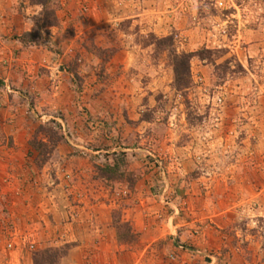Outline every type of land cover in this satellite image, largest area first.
Listing matches in <instances>:
<instances>
[{
    "label": "rangeland",
    "instance_id": "obj_1",
    "mask_svg": "<svg viewBox=\"0 0 264 264\" xmlns=\"http://www.w3.org/2000/svg\"><path fill=\"white\" fill-rule=\"evenodd\" d=\"M41 1L14 0L34 25L20 37L56 63L68 55L74 96L90 106L80 137L58 112L33 111L29 182L69 195L67 157L88 155L107 180L99 238L111 243L28 248L5 224L0 264H264V0ZM183 54L188 78L176 88Z\"/></svg>",
    "mask_w": 264,
    "mask_h": 264
},
{
    "label": "crops",
    "instance_id": "obj_2",
    "mask_svg": "<svg viewBox=\"0 0 264 264\" xmlns=\"http://www.w3.org/2000/svg\"><path fill=\"white\" fill-rule=\"evenodd\" d=\"M24 32H34L27 13L19 12L14 0H0V186H4L0 190V227L12 226L34 242L51 243L63 237L74 242L73 250L106 249L111 242L99 238V232L109 233L108 191L101 182L107 180L94 177L88 155L67 157L63 170L72 176L69 195L58 184L46 189L29 182L35 168L25 159L28 147L24 138L29 135L26 123L34 120L33 111L41 118L58 112L61 118L57 121L65 124L69 134L80 137L86 128L79 109L90 103L80 105L74 96L72 72L67 69L69 56L58 55L56 63L55 54L40 40L22 39ZM61 61L66 66H60ZM7 137L23 139L7 147Z\"/></svg>",
    "mask_w": 264,
    "mask_h": 264
},
{
    "label": "trees",
    "instance_id": "obj_3",
    "mask_svg": "<svg viewBox=\"0 0 264 264\" xmlns=\"http://www.w3.org/2000/svg\"><path fill=\"white\" fill-rule=\"evenodd\" d=\"M38 4L42 5V1L41 0H36ZM46 15V14H45ZM31 33L29 32H24L23 35H30ZM187 54H183L181 55V59H183V62H181L182 60H180L181 62V67L179 65V63H177L176 61H174L172 63V72H173V83L174 86L176 88H179L180 86H184L185 84V80L188 78V62H187ZM183 63V64H182Z\"/></svg>",
    "mask_w": 264,
    "mask_h": 264
},
{
    "label": "built area",
    "instance_id": "obj_4",
    "mask_svg": "<svg viewBox=\"0 0 264 264\" xmlns=\"http://www.w3.org/2000/svg\"><path fill=\"white\" fill-rule=\"evenodd\" d=\"M62 179L64 182L70 181L71 180L70 174L69 173H63ZM65 186H66V184H65ZM14 236H15V233L10 234L9 237H7L8 240L4 244L6 249H9L12 247V244L14 243L13 240L15 239ZM17 240H18V243L21 244L22 246L25 245L28 248L33 247L34 241L31 240L25 233L20 234V236Z\"/></svg>",
    "mask_w": 264,
    "mask_h": 264
}]
</instances>
